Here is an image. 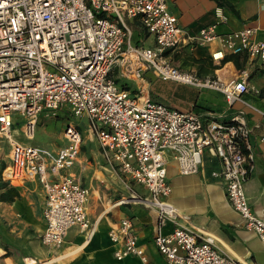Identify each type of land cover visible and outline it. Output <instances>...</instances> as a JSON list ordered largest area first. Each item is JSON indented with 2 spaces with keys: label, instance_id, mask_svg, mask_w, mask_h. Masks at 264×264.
I'll return each instance as SVG.
<instances>
[{
  "label": "built area",
  "instance_id": "built-area-1",
  "mask_svg": "<svg viewBox=\"0 0 264 264\" xmlns=\"http://www.w3.org/2000/svg\"><path fill=\"white\" fill-rule=\"evenodd\" d=\"M132 19L153 38V48L129 43L132 31L127 20ZM255 33V28L245 27L218 35L214 26H208L190 36L179 27L166 0H0V138L8 145L10 159L1 176L10 184L37 179L42 185L41 242L58 248L73 227L87 238L93 234L85 208L88 190L70 175L49 178L73 166L81 135L76 126L66 125L67 144L56 152L22 144L12 137L13 115L22 117L23 135L32 140L40 113L52 117L67 108L72 117H86L88 132L107 161L148 192V198L122 199L119 204L140 202L156 209L153 245L165 264H238L219 251L209 234L178 224L162 234L165 223H175L178 217L167 202L171 187L165 153L171 154L181 176L197 174L205 152L219 160L225 198L264 253V221L252 212L244 191L253 165L244 118L236 114L228 122L201 119L132 94L110 76L117 65L123 77L138 81L142 72L149 71L161 81L217 91L228 104L244 103L242 96L254 91L246 69L230 81L199 78L174 67L165 52L186 40L196 45L218 41L231 54L264 61V41L255 40ZM260 142L264 144V137ZM108 238L117 261L133 255L146 262L130 219L114 224ZM28 264L35 262L28 260Z\"/></svg>",
  "mask_w": 264,
  "mask_h": 264
},
{
  "label": "crops",
  "instance_id": "crops-1",
  "mask_svg": "<svg viewBox=\"0 0 264 264\" xmlns=\"http://www.w3.org/2000/svg\"><path fill=\"white\" fill-rule=\"evenodd\" d=\"M166 1L179 27L190 36L208 26H214L218 35L253 27L256 29L254 39L264 41V0ZM127 23L132 31L129 43L145 47L146 41L152 37L145 33L138 20H127ZM146 47H154L153 38ZM165 56L180 71L199 78L230 81L240 71H248V82L254 91L242 96L244 103L233 104H228L217 91L161 81L149 71L142 72V79L138 81L123 77L117 65L110 76L119 87L132 94L139 93L170 108L192 112L201 119L228 122L240 114L250 130L249 143L253 154L252 170L244 191L252 212L264 221V144L260 142V138L264 137V116L259 112H264V61L244 53L231 54L218 41L196 45L186 40L167 50ZM44 116L46 112L39 114L37 125L42 124ZM85 127V134L77 127L81 145L73 166L60 171L57 176L50 174L49 178L57 180L70 175L88 190L85 208L93 229L92 236L87 238L78 227H73L60 247L44 245L41 242L45 229L42 185L37 179L18 184L4 181L1 172L10 163L9 149L0 147V264H28V260L35 264H165L153 245L157 227L156 209L140 202L119 204L122 199L148 198V192L141 185L124 178L116 165L107 161L98 141L88 132L87 119ZM59 138L62 145L47 150L56 152L67 144L64 132ZM14 140L33 145L25 138ZM165 158L166 180L171 187L167 202L178 217L175 223H165L161 228L162 234H169L178 224L190 231L213 236L219 251L238 264H264V253L258 238L244 228L240 216L225 198L224 184L218 177L219 160L205 152L198 173L181 176L171 154L165 153ZM123 218L132 221L137 245L143 250L146 262L133 255L121 261L114 258L115 246L108 238V231Z\"/></svg>",
  "mask_w": 264,
  "mask_h": 264
},
{
  "label": "rangeland",
  "instance_id": "rangeland-1",
  "mask_svg": "<svg viewBox=\"0 0 264 264\" xmlns=\"http://www.w3.org/2000/svg\"><path fill=\"white\" fill-rule=\"evenodd\" d=\"M146 46L152 42V38L146 41ZM145 46V47H146ZM65 111V112H64ZM61 114H60V113ZM58 113L60 114L58 117ZM69 115V117L67 116ZM41 118V117H40ZM39 120V117L38 119ZM14 126L12 130V137L19 140H24L22 131L23 119L19 114L13 115ZM72 122L74 125L80 128L83 134L86 133V119L85 117H71V113L67 112L64 108L56 111L55 116H44L42 124L35 126L34 134L31 141L33 145L41 146L46 149H54L62 145L60 136L64 132L65 124ZM71 124V123H70ZM0 147L2 149H8V145L5 139L0 138Z\"/></svg>",
  "mask_w": 264,
  "mask_h": 264
},
{
  "label": "trees",
  "instance_id": "trees-1",
  "mask_svg": "<svg viewBox=\"0 0 264 264\" xmlns=\"http://www.w3.org/2000/svg\"><path fill=\"white\" fill-rule=\"evenodd\" d=\"M146 33V32H145ZM130 39H132V34H131V38Z\"/></svg>",
  "mask_w": 264,
  "mask_h": 264
},
{
  "label": "bare ground",
  "instance_id": "bare-ground-1",
  "mask_svg": "<svg viewBox=\"0 0 264 264\" xmlns=\"http://www.w3.org/2000/svg\"><path fill=\"white\" fill-rule=\"evenodd\" d=\"M132 201H134L135 199H131Z\"/></svg>",
  "mask_w": 264,
  "mask_h": 264
}]
</instances>
